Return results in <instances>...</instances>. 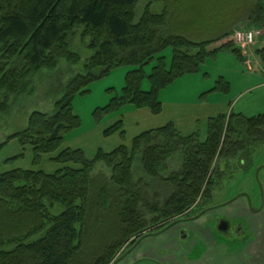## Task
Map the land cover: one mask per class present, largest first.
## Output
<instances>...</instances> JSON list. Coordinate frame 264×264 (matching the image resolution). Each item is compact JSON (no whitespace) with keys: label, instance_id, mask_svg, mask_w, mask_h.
Here are the masks:
<instances>
[{"label":"trees","instance_id":"1","mask_svg":"<svg viewBox=\"0 0 264 264\" xmlns=\"http://www.w3.org/2000/svg\"><path fill=\"white\" fill-rule=\"evenodd\" d=\"M140 1L0 0V91L5 112L12 97L35 92V79L43 70L54 71L61 61L81 63V56L71 50L78 28L83 27V38L91 40L88 48L93 54L86 60L84 72L67 83L53 113H32L27 127L9 138L17 139L23 148L31 147L35 163L42 155L56 153L65 135L82 126L73 109L75 98L89 93L92 83L113 70L138 67L127 74L122 94L96 109V120L128 105L149 109L157 116L162 113V91L184 76L199 73L210 57L231 51L244 61L232 43L208 50L230 37V30L242 18L264 28V0H252L244 17L211 39L194 42L168 33L173 0H163L166 8L162 14L152 13L149 6L136 22L135 8ZM168 48L173 50L170 67L164 56L158 57ZM257 56L264 65V45ZM156 57L157 63L147 75L144 68ZM146 78L151 85L148 92L142 90ZM230 91V83L221 78L211 92ZM122 128L120 121L105 135H124ZM262 144L264 114L247 118L231 113L209 120L204 141L198 133L183 136L169 123L137 136L130 146L122 145L110 153L100 150L93 159L81 149H65L51 160L63 166L53 174L42 170L2 172L0 166V264H72L89 249L92 258L78 264H112L146 234L209 204L230 178L231 163L249 164ZM175 157L183 159L182 169L165 176ZM100 163L110 169L109 180L93 176ZM136 164L141 168L135 169ZM139 171L142 176L136 174ZM92 224L96 230L103 224L110 228L104 236L94 238Z\"/></svg>","mask_w":264,"mask_h":264},{"label":"rangeland","instance_id":"2","mask_svg":"<svg viewBox=\"0 0 264 264\" xmlns=\"http://www.w3.org/2000/svg\"><path fill=\"white\" fill-rule=\"evenodd\" d=\"M169 5L171 6V17L168 22V33L185 37L194 42H201L218 35L225 27L227 28L244 17L250 10L252 0H173ZM149 6L152 13L162 14L165 11L166 3L163 0H141L135 8L136 22ZM248 29L260 30L262 36L256 44L248 48L238 46L234 40L236 32ZM83 31V27L78 28L71 41V50L78 53L82 58L80 64L74 65L61 61L56 70H43L35 79V92L19 98L12 97L8 112L3 111L4 96L0 91V146L6 143L0 150L2 172L13 170L54 172L63 166L54 163L51 159L57 157L65 149H81L88 159H93L100 150L110 153L122 145L129 146L135 137L148 131L143 130L145 128L142 123L143 118L132 113V111L135 112V108L131 105L123 107L119 112L107 116L100 122L94 116L96 109L105 107L113 98L122 94L126 85L127 74L138 68L124 66L92 83L89 87V93L78 95L75 98L73 109L81 118L82 126L65 135L64 144L56 153L42 155L39 162L35 163L36 157L31 147L23 148L17 139L9 140L10 137L27 127L28 119L32 113L36 111L53 113L54 104L64 95L67 83L77 74L84 72L85 62L93 53L88 48L91 40L83 38ZM230 31V37L213 43L208 47V50L215 51L232 43L233 48L240 51L247 63L238 59L231 51H221L216 54L217 56L207 60L201 71L197 73L199 77L192 80L186 76L185 78L182 77L183 79L180 78L168 88L188 90L194 87H214L221 75H226L227 81L231 83L230 93H215V97L212 98L213 101L221 99L229 101L231 107L226 115L238 114L240 109H243L244 116L250 118L264 114V100L262 102L264 90L263 97H257L259 94L257 89L251 94L241 96V92L246 87L264 82V65L262 62L260 66L256 63L260 60L257 56V50L264 45V28H256L247 18H242ZM160 56L166 58L170 67L173 58L172 48L166 49L158 57ZM156 63L157 57L144 68L147 75L151 73ZM249 78L253 79L251 85L248 84ZM142 90L145 92L151 90L148 78L143 81ZM257 104L260 107H257ZM120 121L125 122L122 128L125 134L116 132L106 136L105 132ZM207 131L208 127L198 128L197 133L201 141L207 138ZM183 164L182 158L175 157L169 163L165 176L179 172ZM245 164L249 166L244 168L239 165L237 160L231 163L230 178L216 190L214 198L208 204L214 210L200 218L199 222L194 224L193 229L185 230L184 239L179 238V232L175 229L163 235L146 239L132 251L135 252L134 259L146 257L147 260L140 264H197L196 261L204 253L216 252L217 258L214 259L211 253L210 256L213 258L211 260L217 261V264H228V256H237L240 252L257 248V245L254 244L256 226L262 224V230H264V144L254 151L249 164ZM139 167V164L135 165V169ZM260 168L261 172L257 176V171ZM136 174L142 176L140 171ZM101 175L106 180L111 177L110 169L103 163L97 165L93 174L96 178ZM159 189L161 187H158L157 190ZM243 194L250 197L251 205H249L247 198L242 196ZM262 206L263 209L257 212L256 210ZM223 218H228L233 227L235 229L240 228L242 233L238 234L235 232L236 230L227 236L221 233L218 222ZM105 222L110 223L109 221ZM109 228V224H103L96 230L92 224L90 229L94 232L90 235L94 238L104 236ZM85 252L88 253L84 254ZM90 252H92L90 249L84 251L82 254L85 257L73 261L72 264L90 260L93 253Z\"/></svg>","mask_w":264,"mask_h":264},{"label":"crops","instance_id":"3","mask_svg":"<svg viewBox=\"0 0 264 264\" xmlns=\"http://www.w3.org/2000/svg\"><path fill=\"white\" fill-rule=\"evenodd\" d=\"M243 62L247 63L245 59ZM256 63L258 66H260L261 61H256ZM256 72L258 71L256 70ZM197 75H190L186 77L192 80L199 77V74ZM221 78L225 79L226 81L228 79L226 75H221L220 79ZM252 82L253 79L249 78L248 84L251 85ZM257 84L254 86L246 87L241 92V96L251 94L257 89V91H259L257 97H263L262 93L264 90V82L261 84L259 82ZM214 87H194L188 90H172V88H168L162 91V93L160 94V100L162 102V113L160 115H154L149 109H135V112L132 111V113H134L135 115H140L143 118L142 123L145 126L143 130H148L145 132L160 129L167 124L172 123L183 136L189 137L196 134L199 127L207 128L210 119L215 118L219 115H226L230 111L231 105L230 103H228L229 101L223 99L217 101L212 100V98L215 97L216 93L211 92ZM206 94L208 95L205 96ZM263 100L264 99H262V102ZM258 105L259 104H257L256 106L260 107V105ZM242 110L243 109H240V113L238 114L244 116V112ZM123 123L125 124V122ZM58 170L54 172H44L47 174H53ZM262 227V224L260 226H256V240H254V244L257 245V248L251 251L249 249L248 251L246 250V252H240L237 256H228V264H264V230H262ZM211 253L212 257L216 259V252H206L202 255L201 258L196 261L197 264H208L210 262L211 264H217V261L211 260L213 259L210 256Z\"/></svg>","mask_w":264,"mask_h":264},{"label":"flooded vegetation","instance_id":"4","mask_svg":"<svg viewBox=\"0 0 264 264\" xmlns=\"http://www.w3.org/2000/svg\"><path fill=\"white\" fill-rule=\"evenodd\" d=\"M242 166L245 168V165H242ZM212 210H214V209L209 207L208 204L204 205V206L200 205V206L196 207L195 209L191 210L185 216L180 217L177 220H175L174 222L170 223L166 227H164V228H162L160 230H157L155 232H150V233L146 234L145 235L146 237L142 240V242L144 240H146V239H149V238H152V237H157L159 235H163V234H165L167 232H170V231H172L174 229L179 232V238L184 239L185 236H186L185 230H188L189 228L193 229V227L195 226L194 224L198 223L200 218H202L203 216H205L206 214H208ZM225 223L228 224L227 231L226 232H221L219 230L224 235H226V236L227 235H231V234H233V232L235 230H236L235 232L238 233V234L242 233V230L240 228L235 229L233 227L231 221L228 218L220 219L219 222H218V226H219L218 228H220V226L222 224H225ZM139 245L134 246L132 249H130L129 250L130 252H121L120 255L117 257V259L112 264H114L116 261H118L117 264H140L144 260H147L146 257H141V258H135L134 259L133 255H134L135 252H132V251L135 250Z\"/></svg>","mask_w":264,"mask_h":264},{"label":"built area","instance_id":"5","mask_svg":"<svg viewBox=\"0 0 264 264\" xmlns=\"http://www.w3.org/2000/svg\"><path fill=\"white\" fill-rule=\"evenodd\" d=\"M261 36L262 32L260 30L248 29L236 32L234 40L238 46L248 48L256 44Z\"/></svg>","mask_w":264,"mask_h":264},{"label":"water","instance_id":"6","mask_svg":"<svg viewBox=\"0 0 264 264\" xmlns=\"http://www.w3.org/2000/svg\"><path fill=\"white\" fill-rule=\"evenodd\" d=\"M260 172H261V168L257 171V176H258V174H259ZM243 196L246 197V198L248 199L249 205H251V202H250V198H249V196H248L247 194H243ZM262 208H263V206H262ZM262 208H260L259 210H256V211L258 212V211H260ZM253 211L256 212L255 210H253ZM227 229H228V224H227V223L222 224V225L220 226V228H219V230H220L221 232H226ZM145 237H146V236H144L143 238H141V239L138 241L137 245L140 244V243L142 242V240H143ZM129 252H130V251H129ZM117 263H118V261H116L114 264H117Z\"/></svg>","mask_w":264,"mask_h":264}]
</instances>
